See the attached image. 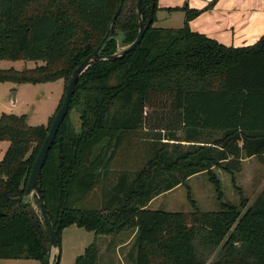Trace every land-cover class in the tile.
<instances>
[{"label":"trees","instance_id":"trees-1","mask_svg":"<svg viewBox=\"0 0 264 264\" xmlns=\"http://www.w3.org/2000/svg\"><path fill=\"white\" fill-rule=\"evenodd\" d=\"M157 1L139 46L121 59L96 62L80 77L48 154L40 185L59 245L64 230L76 225L96 236L132 233L135 264H264V191L249 207L242 198L239 207L224 203L218 212H202L188 188L192 212L149 208L202 173L222 201L215 169L233 175L253 157L264 164V35L249 47L224 46L191 30L202 12L188 5L167 10L185 12L183 27H155ZM151 4L143 0L146 20ZM120 8L104 56L137 39V0H0V62L44 63L0 69V83L68 85ZM53 119L45 127L31 126L27 115L0 117V144L9 143L0 161V260L46 264L49 233L38 198L34 203L25 192ZM138 136L144 145L148 138L152 155L136 170H119L109 186L116 154L139 144ZM75 264H100L96 241Z\"/></svg>","mask_w":264,"mask_h":264},{"label":"rangeland","instance_id":"rangeland-1","mask_svg":"<svg viewBox=\"0 0 264 264\" xmlns=\"http://www.w3.org/2000/svg\"><path fill=\"white\" fill-rule=\"evenodd\" d=\"M164 1L167 0H158L157 3L160 6ZM159 6L156 13L155 27L174 29L183 27L185 23V14L183 12L172 11L173 14L170 15L167 12H162ZM165 19L168 20L162 21ZM178 19H181L182 22L180 23ZM116 40L119 43L122 42L121 34H117ZM124 48L121 45L119 51ZM43 64L40 61H1L0 69L22 71L24 69H33ZM66 86L64 80L44 84L0 83V117L2 114L27 115L31 126L44 125L48 127L65 95ZM14 93H17L16 105H13ZM70 119L75 130L79 131L81 121L79 114L75 110L70 112ZM139 137L134 138V142L139 144L132 147L124 146L120 149L121 152L116 154L112 166L113 172L110 173L107 180L109 186L116 182L119 170H136L142 167L144 162L152 155L148 138L144 145ZM174 145V142L167 143V149L172 150ZM8 146L9 143L7 142L0 144V161ZM123 150H127L126 156L122 154ZM214 172L221 183L222 201L218 199L207 174L202 173L191 177L187 181V187L179 186L171 192L156 197L150 203L149 208L186 214L192 212L194 209L188 200V188L191 190V195L196 202L197 208L202 212H218L224 203L239 207L242 198L247 200V207H249L264 191V164L256 157L244 159L241 164V170L233 175L221 169H215ZM35 199L36 196L34 195L30 197V200L34 203ZM94 202L99 206L100 191L99 200L96 198ZM95 241L100 249V264H135V237L132 233L121 234L117 237L96 236L95 233L78 228L76 225L66 228L63 232L59 264H74L76 258L83 254L85 248ZM117 245H121L120 249H117ZM58 252L57 249L53 250L51 262H55ZM0 264L42 263L34 260H0Z\"/></svg>","mask_w":264,"mask_h":264},{"label":"crops","instance_id":"crops-1","mask_svg":"<svg viewBox=\"0 0 264 264\" xmlns=\"http://www.w3.org/2000/svg\"><path fill=\"white\" fill-rule=\"evenodd\" d=\"M185 5L202 12L189 23L191 30L224 46L249 47L264 35V0H167L158 6L162 12L171 15L173 12L167 11L168 9L182 8ZM178 20L182 22L181 19ZM120 247L121 245H117V249Z\"/></svg>","mask_w":264,"mask_h":264},{"label":"water","instance_id":"water-1","mask_svg":"<svg viewBox=\"0 0 264 264\" xmlns=\"http://www.w3.org/2000/svg\"><path fill=\"white\" fill-rule=\"evenodd\" d=\"M142 3H143V0H137V14H138V19H139V34H138L137 39L130 46L122 49L121 51L117 52L114 55L104 56L102 54L106 43L110 40L112 31L115 29V22L120 13V10H121L120 8L117 14L114 16L111 28L108 30L105 37L102 39L99 46L95 49V51L90 56H88L85 60H83V62L73 72L68 82V85H67V89L65 92V97H64L62 106L57 111L53 119V123L49 129V132L43 142V145L38 153L36 161L31 170L29 180L27 183V187H26L25 197L30 198L31 196L34 195L38 198V201H39L38 211H39L42 221L47 227L49 237H50V246H49L46 264H58L59 263L60 245H59V238H58L57 232L53 226L51 219L49 218L45 210L44 196H43L42 188L40 185L42 169L45 165L48 154L55 142V139L60 130V127L63 124L67 115L69 114L70 105L72 103V99L75 94L76 86H77V83L80 77L96 62H100L104 60L114 61V60L121 59L128 53L132 52L142 42L145 36V33L147 32V30L151 27L153 23L156 2L155 0H152L151 10H150L148 20L145 19ZM16 104H17V93H14L13 105H16ZM3 216L4 214L0 212V218ZM55 249H57L59 252H58L55 262L53 263L51 262V259H52V252Z\"/></svg>","mask_w":264,"mask_h":264}]
</instances>
